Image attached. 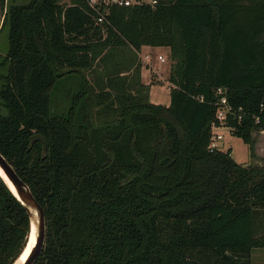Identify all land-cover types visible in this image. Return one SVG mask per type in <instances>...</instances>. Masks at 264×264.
<instances>
[{
	"label": "trees",
	"instance_id": "1",
	"mask_svg": "<svg viewBox=\"0 0 264 264\" xmlns=\"http://www.w3.org/2000/svg\"><path fill=\"white\" fill-rule=\"evenodd\" d=\"M62 1L0 0V153L45 211L33 264H252L264 249V165L207 146L223 88L243 115L228 125L255 157L264 0L114 7L101 26L87 0ZM143 46L171 51L169 106L150 102L139 64L129 79L108 65ZM29 233L0 177V264L17 262Z\"/></svg>",
	"mask_w": 264,
	"mask_h": 264
},
{
	"label": "rangeland",
	"instance_id": "2",
	"mask_svg": "<svg viewBox=\"0 0 264 264\" xmlns=\"http://www.w3.org/2000/svg\"><path fill=\"white\" fill-rule=\"evenodd\" d=\"M62 3H69V0H63ZM98 25V24H97ZM101 26V25H100ZM5 42L1 44H6ZM159 55L163 56L166 61L164 63H161V61L158 59ZM150 54L148 53H136L130 48H122V49H117L116 52L113 55V61L109 62L108 65L109 67H112L113 64L118 63L120 71L122 72V78L129 79L132 77V67L134 65L139 64L141 66L140 69H143L145 66V69L147 71H150L149 74L147 75L148 80L152 81L151 83L157 84V75L152 72L151 65H160L163 64L168 65L169 63V58L166 56L165 51L163 49L157 50L154 52V55L150 56L151 58L148 59ZM162 74L164 71H161ZM89 82H93L94 80V71L88 70V71H83L82 73ZM142 78V77H141ZM142 83L146 82L145 79H141ZM163 85L164 83L159 82V85ZM77 86V83L75 87ZM60 91V90H59ZM57 92L56 98H59L57 102L59 105V110L60 112H64L66 107L68 106L67 98L66 95L64 94L65 92ZM154 93V94H153ZM155 96V100H160L161 103H164L163 101L167 97V90L165 87L160 88L156 87L152 90V96ZM153 96V97H154ZM159 97V98H157ZM157 98V99H156ZM252 138L254 139V153L255 157L251 156V147L244 143V141L235 136L233 131L226 134L225 140L221 144L222 152H228L230 151V156L240 165L243 166H263L264 165V130L263 131H256L252 134ZM262 252V251H261ZM260 252V253H261ZM256 258L259 259L262 256H264V253H261L260 255L259 252H257Z\"/></svg>",
	"mask_w": 264,
	"mask_h": 264
},
{
	"label": "built area",
	"instance_id": "3",
	"mask_svg": "<svg viewBox=\"0 0 264 264\" xmlns=\"http://www.w3.org/2000/svg\"><path fill=\"white\" fill-rule=\"evenodd\" d=\"M87 2L98 25L107 23V16L114 7L148 6L156 8L159 4V0H87ZM159 60L164 61L162 56H159ZM216 96L215 115L210 126V142L207 146V150L211 153L222 151L221 144L225 140L226 134L233 131V128L228 125L229 120L234 119L240 122L243 119L242 108L236 110L229 104L226 89L219 88L216 91ZM259 122L260 120L257 118L256 123Z\"/></svg>",
	"mask_w": 264,
	"mask_h": 264
},
{
	"label": "water",
	"instance_id": "4",
	"mask_svg": "<svg viewBox=\"0 0 264 264\" xmlns=\"http://www.w3.org/2000/svg\"><path fill=\"white\" fill-rule=\"evenodd\" d=\"M3 19H4V14L0 7V29L3 24ZM37 142H41L43 144V150L44 153L46 154L47 153L46 139L42 135L36 134L31 137V145H34ZM0 168L7 177L9 183L4 179V177L1 174L0 177L6 183L10 191L15 195V197H17V199L24 206L30 218V233H29L27 245L23 253L25 252V250L29 245L32 228L33 227L35 228V232H36L35 244L32 247L26 260L19 263V264H33L37 260L45 242V236H46L45 211L33 196L28 185L20 178V176L11 166V164H9V162L5 159V157L1 153H0Z\"/></svg>",
	"mask_w": 264,
	"mask_h": 264
},
{
	"label": "crops",
	"instance_id": "5",
	"mask_svg": "<svg viewBox=\"0 0 264 264\" xmlns=\"http://www.w3.org/2000/svg\"><path fill=\"white\" fill-rule=\"evenodd\" d=\"M161 49H163L165 51L166 56L169 58V63H168V65H165V66L163 64H160V65L152 64L151 65L152 72L155 73L158 76L157 79H156L157 84H153V83H151L152 82L151 80L150 81L148 80L147 75L149 74L150 71H147L145 69V66L143 67V69H141V77L143 79L146 78V82L144 84L150 88V91H149V100H150V102L153 103V104H162V105L169 106L170 105V91H171L172 85L169 83L168 79H169V75H170V71H171V66H172V63H173L172 60H171V51H170V49L168 47L143 46L141 48L140 52L148 53V54H150V56H152V55H154V52H156L157 50H161ZM150 56L148 57V59L151 58ZM159 56H161V55H159ZM158 59H159V57H158ZM163 59H164V61L160 60L161 63H164L166 61V59L164 57H163ZM162 70L164 71L163 74L161 72ZM161 81H162V83H164L163 85H161V84L159 85V82H161ZM156 87H160V88L165 87L166 88L167 97L163 101L164 103H161L160 100L159 101L155 100V96L154 95H153L154 97L152 96V90L154 88H156ZM157 98H159V97H157ZM257 252L264 253V249H256V250L253 251L252 264H264V256H262L259 259H257L255 257L256 254H258ZM261 253H260V255H262Z\"/></svg>",
	"mask_w": 264,
	"mask_h": 264
},
{
	"label": "bare ground",
	"instance_id": "6",
	"mask_svg": "<svg viewBox=\"0 0 264 264\" xmlns=\"http://www.w3.org/2000/svg\"><path fill=\"white\" fill-rule=\"evenodd\" d=\"M0 174L4 177V179L9 183L7 177L5 176V174L3 173V171L0 168ZM10 185V184H9ZM11 186V185H10ZM12 187V186H11ZM13 189V188H12ZM36 241V232H35V228H32V233H31V238H30V242L29 245L27 247V249L25 250V252L20 256V258L17 260L16 264H19L20 262H23L24 260H26V258L28 257L32 247L34 246Z\"/></svg>",
	"mask_w": 264,
	"mask_h": 264
}]
</instances>
